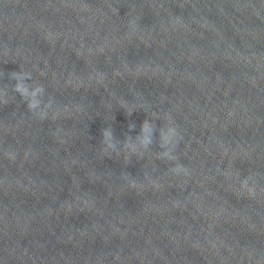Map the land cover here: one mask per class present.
<instances>
[{
    "label": "water",
    "instance_id": "1",
    "mask_svg": "<svg viewBox=\"0 0 264 264\" xmlns=\"http://www.w3.org/2000/svg\"><path fill=\"white\" fill-rule=\"evenodd\" d=\"M0 264H264V0H0Z\"/></svg>",
    "mask_w": 264,
    "mask_h": 264
},
{
    "label": "clouds",
    "instance_id": "2",
    "mask_svg": "<svg viewBox=\"0 0 264 264\" xmlns=\"http://www.w3.org/2000/svg\"><path fill=\"white\" fill-rule=\"evenodd\" d=\"M11 76L13 79L17 81V83L14 85V91L18 92L22 97L27 96L29 94V86L26 83H20L19 80L23 78L24 80L26 78H30V73L25 72H12ZM43 92L42 87H37L34 92H32V96L34 97L36 93ZM6 103V102H5ZM29 110H34L37 108V102L33 99L31 102L28 103ZM105 135L107 133L105 132ZM172 159H175V157H172ZM174 171H179V169H174Z\"/></svg>",
    "mask_w": 264,
    "mask_h": 264
}]
</instances>
